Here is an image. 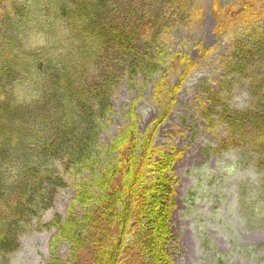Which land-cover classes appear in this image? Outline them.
Listing matches in <instances>:
<instances>
[{"label": "trees", "instance_id": "trees-1", "mask_svg": "<svg viewBox=\"0 0 264 264\" xmlns=\"http://www.w3.org/2000/svg\"><path fill=\"white\" fill-rule=\"evenodd\" d=\"M194 1L0 0V264L22 234L40 226L54 229L48 264H172L170 172L178 153L153 141L194 63L174 52L184 66L171 83L161 36L202 15ZM209 13L228 48L205 109L224 127L220 146L241 149L264 168V0H210ZM59 23L65 35L57 33ZM30 33L39 37L34 47ZM158 72L151 98L161 114L140 137L135 100L128 122L100 144L120 74L133 81ZM238 82L251 98L241 110L221 95ZM66 174L75 195L65 216L43 221ZM242 198L245 216L264 218V176ZM62 243L63 259L56 252Z\"/></svg>", "mask_w": 264, "mask_h": 264}, {"label": "rangeland", "instance_id": "rangeland-1", "mask_svg": "<svg viewBox=\"0 0 264 264\" xmlns=\"http://www.w3.org/2000/svg\"><path fill=\"white\" fill-rule=\"evenodd\" d=\"M194 2L202 8V15L188 24L173 26L161 36V50L166 51L161 66L169 67L171 83L177 81L184 66L173 58L174 52L187 53L194 63L153 141L158 149L178 153L170 172L175 181L172 239L168 243L172 264H264V218L245 216L240 206L243 191L249 192L250 185L264 176V168L250 164L243 150L220 146L226 132L215 110L205 106L211 103L222 79L220 54L228 46L213 31L210 0ZM62 29L59 23L57 33L65 35ZM38 38L30 33L28 45L34 47ZM57 39L66 45L58 35ZM200 47L208 50L202 51ZM159 73L146 80L136 77L133 81L127 74H120L111 91L112 113L100 129V144L107 146L128 122V111L135 100L140 137L161 114V107L151 98ZM238 83H230V90H224L221 95L232 108L241 110L250 106L251 98L244 83ZM64 178L67 185L57 191L54 205L44 214L43 221L54 213L65 216L75 188L71 185V174ZM76 207L82 213L83 208L78 204ZM53 233L54 229L43 226L28 230L19 237L18 249L4 264H48ZM67 251L66 243L58 245L56 250L62 259Z\"/></svg>", "mask_w": 264, "mask_h": 264}]
</instances>
